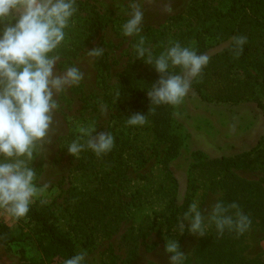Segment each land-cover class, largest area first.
Listing matches in <instances>:
<instances>
[{"label": "rangeland", "instance_id": "obj_1", "mask_svg": "<svg viewBox=\"0 0 264 264\" xmlns=\"http://www.w3.org/2000/svg\"><path fill=\"white\" fill-rule=\"evenodd\" d=\"M90 1L103 13L113 14L117 22L102 31L74 60L73 67L83 73L80 84L56 96L59 109L52 128L48 137L35 146L29 161L36 173L34 182L42 189L34 202L41 200L51 206L78 252L87 251L86 264H169L166 241L178 243L184 264H264V68L237 59L209 61L204 74L197 77L199 88L191 82L183 101L173 106V130L181 141L177 153L169 158L170 144L155 136L148 117L143 126L127 124L128 116L140 112L137 104L129 98L119 101L107 96L116 91L128 64L135 62V40L139 35L149 29L162 31L156 35L162 38L156 42L150 38L147 44L152 59L154 49L166 52L171 45L185 41L183 33L191 26L171 24L170 20L184 13L192 0H137L144 10V21L142 31L132 37L123 32L132 0ZM228 3L229 0H217L215 5L225 9ZM99 49L104 53L101 62L99 55L91 54ZM220 49H214L211 55ZM59 62L60 59L57 70L63 72ZM150 71L148 64L131 68L139 81H144ZM83 95L91 100V106L84 104ZM82 127L94 130L93 136L110 132L125 162L115 166L118 173L120 168L125 169L115 189L120 205L114 214L119 216L110 215L102 222L85 220L84 212L81 218L74 216L103 170L100 164L90 172L77 166L84 150L78 156L68 153L72 143L67 140L69 135L74 134L78 140L88 138H81ZM242 153L249 154L250 167L226 170L211 161ZM237 184L241 185L233 189L238 190L237 196L227 204V195ZM174 198L181 204L188 199L191 204L198 203L205 215L204 237L187 231V221L183 234L178 226L167 231L165 220ZM217 201L225 206L237 203L250 217L248 231L238 234L226 229L220 234L209 218ZM234 213L230 209L229 214ZM0 220L19 229L18 220L3 210ZM183 220L184 216L180 222ZM201 246L207 250L206 257L198 253ZM21 249L29 259L40 258L34 243H17L9 248L0 244V264H22Z\"/></svg>", "mask_w": 264, "mask_h": 264}, {"label": "clouds", "instance_id": "obj_2", "mask_svg": "<svg viewBox=\"0 0 264 264\" xmlns=\"http://www.w3.org/2000/svg\"><path fill=\"white\" fill-rule=\"evenodd\" d=\"M76 0H0V210L14 219L28 215L31 205L42 191L35 184L36 173L29 166L35 146L44 141L59 109L57 94L79 85L83 73L78 67L57 70L59 57L54 55L66 39V29L76 12ZM129 18L123 25L124 35L132 37L142 31L144 10L137 0L130 4ZM170 11V9H168ZM246 38L236 37L234 44L243 50ZM143 44L141 40L140 45ZM137 54L144 57L146 49L137 46ZM92 55H100L93 50ZM209 57L182 46L171 45L155 58L149 54L148 64L153 66L160 79L147 92L151 104L179 105L189 92L191 82L208 64ZM182 69L173 74L171 68ZM147 116L137 112L127 117L129 126H143ZM86 143L73 141L68 153L78 156L90 149L97 156L110 152L115 138L110 132L92 135L88 128H80ZM230 209L235 213L229 214ZM209 218L220 234L235 231L244 234L251 226L248 215L235 202L225 206L217 201ZM205 236V215L197 202L190 204L179 232L186 230ZM169 264H184V253L176 241H166ZM87 251L82 250L65 260L64 264H86Z\"/></svg>", "mask_w": 264, "mask_h": 264}, {"label": "trees", "instance_id": "obj_3", "mask_svg": "<svg viewBox=\"0 0 264 264\" xmlns=\"http://www.w3.org/2000/svg\"><path fill=\"white\" fill-rule=\"evenodd\" d=\"M217 0H192L186 11L181 15L171 18V24L187 23L191 29L183 33L184 47H189L199 54H206L209 61L215 58L229 62L230 60L241 61L249 64L259 65L264 68V0H229L225 9L215 5ZM76 12L72 17L66 31V39L62 46L56 50L55 54L59 57V66L66 70L73 67L74 60L99 37L110 25H116L117 19L113 14L103 13L96 3L90 0H76ZM201 24L198 28L197 24ZM162 34V31L149 29L144 35H139L135 40L136 46H142L147 50V44L150 38L155 42L162 38L156 36ZM236 37L246 38L243 50L236 49L234 40ZM141 40L143 44L140 45ZM185 43V44H184ZM221 48L211 55L214 49ZM100 50V59L104 53ZM164 51L162 49H154L152 54L153 65L155 58L159 57ZM210 54V55H209ZM147 58V59H146ZM152 58V57H151ZM148 51L144 57H139L136 51L135 62L129 63L124 73L121 75L120 82L116 85V91L112 95H108L110 100L117 99L119 101L131 99L137 104V109L145 114L152 122V128L155 136L170 144L167 157L171 158L177 153L181 138L175 133L173 106L168 104L155 105L151 104L147 92L151 91L153 83L160 79L159 74L154 67L148 64ZM209 63V62H208ZM148 64L151 71L148 76L143 77L144 81H139V77L135 73H131V68L139 66L144 67ZM206 66L202 70L204 74ZM173 74H182V69L174 67L170 69ZM197 77L192 80V86L198 87ZM80 90V89H79ZM64 96V95H63ZM83 97L86 106H91V100ZM88 138L79 140L86 143ZM68 142L78 140L74 134L69 135ZM123 153L121 149L113 147V149L95 161L97 155L90 149H85L80 157L77 166L83 167L86 172L95 171L97 165L100 164L103 170L97 174L96 186L92 191L85 195L84 201L80 202V209L76 219L81 218V213H85V220H94L102 222L106 217L115 215V210L120 205L117 186L118 176L125 173V169L120 168L118 173L117 162L124 165L122 160ZM249 154H235L230 157H222L219 159H211V161L221 164L226 170L232 167H250ZM105 157V158H104ZM210 160V159H209ZM95 161V162H94ZM117 175V176H116ZM243 185V184H242ZM240 184L233 187L227 195V204L235 200ZM191 200H187L181 204L177 199H173L169 204V215H167L165 224L168 232H172L183 218L188 210ZM115 216H119V213ZM19 229L15 230L7 223L0 220V244L9 248L17 243H34L36 244L40 258L29 259L25 249H21L22 264H64L65 260L71 258L78 253L77 245L74 239L61 227L59 219L55 211L46 202L38 200L31 205L28 215L18 219ZM203 246L207 242H202ZM208 242V246L210 247ZM201 246L198 253L206 257V249Z\"/></svg>", "mask_w": 264, "mask_h": 264}]
</instances>
